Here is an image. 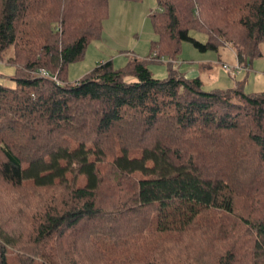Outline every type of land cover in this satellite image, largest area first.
<instances>
[{"label":"trees","instance_id":"obj_1","mask_svg":"<svg viewBox=\"0 0 264 264\" xmlns=\"http://www.w3.org/2000/svg\"><path fill=\"white\" fill-rule=\"evenodd\" d=\"M155 1L146 56L69 81L107 0H0V264H264V90L146 66L185 41L248 68L264 0Z\"/></svg>","mask_w":264,"mask_h":264},{"label":"rangeland","instance_id":"obj_2","mask_svg":"<svg viewBox=\"0 0 264 264\" xmlns=\"http://www.w3.org/2000/svg\"><path fill=\"white\" fill-rule=\"evenodd\" d=\"M155 9V0H107V15L102 22L100 38L91 40L88 43L80 59L68 63L65 69L66 79L69 81L77 79L99 61L113 59L111 62L117 67L123 65L128 56H146L150 51V43L156 38L150 22V14ZM191 35L195 34L191 32ZM195 36L198 40H203V36ZM221 46L223 47L217 49V53H220L219 57L221 60L227 62H222L221 64H226L229 67V72L235 71L236 73L242 69H247L244 74L230 75L234 81L227 77V73L222 68L217 73L219 74L217 80H214L209 72L211 66L203 72L202 66L199 67L201 63L199 58L204 53L210 54L212 57L215 55V59H212L214 65V63H218L216 50L207 49L201 51L185 41L181 42L175 59L167 58L166 55H161L159 58L152 57L148 58L146 66L152 76L160 78L167 73L166 62L169 61L172 64L171 62L173 61L171 60H175V67L179 63L178 71L180 68L183 69L185 65L186 68L193 67L192 69L195 73L189 71L186 75L195 77L194 74H196V77L201 81L203 89L214 88L216 85L219 86L217 88H224L229 86H226L227 84L236 82L235 80L243 79L242 89L245 92L264 90V46H262V54L253 57L248 68H245L236 56L235 61L232 59V51L230 50L232 48L229 44L221 43ZM9 54L10 49H7L4 52V57ZM236 64L237 66H235ZM14 68L15 65L13 63L0 60V83L8 86L14 85V80L11 78ZM212 72L214 73V70ZM221 77L224 80L228 79L225 85L218 84L221 81Z\"/></svg>","mask_w":264,"mask_h":264},{"label":"crops","instance_id":"obj_3","mask_svg":"<svg viewBox=\"0 0 264 264\" xmlns=\"http://www.w3.org/2000/svg\"><path fill=\"white\" fill-rule=\"evenodd\" d=\"M221 47H223V46H221ZM223 50V49H222ZM231 51H232V55H231V57H232V59L235 61V54H234V51L232 50V49H230ZM221 51V50H220ZM216 54H217V59H218V63H214V65H213V60L212 59H215V55H214V57H212L210 54H205L204 53V55L203 56H201L199 59L201 60V63H200V65H199V67H201L202 66V71L203 72H205V70L207 69V68H209L210 66H211V69L209 70V72H210V74L213 76V78H214V80H217L218 79V75L219 74H217L218 73V71H219V69L220 68H222L223 70H224V72H226L227 73V77H229V78H231L233 81H234V79L231 77V76H235V75H240V74H244V72L245 71H247L246 69H242V70H240L239 72H236L235 73V71L234 72H232V73H228L223 67H222V65H221V63L222 62H225V63H227L226 61H224V60H221L220 59V53H217V50H216ZM228 54V53H227ZM229 55H230V53H229ZM111 61H113V59L111 60ZM230 61V60H229ZM178 66H179V63L177 64V66H176V69L178 70ZM198 67V68H199ZM193 67H187L186 68V65L184 66V68L182 69V68H180V70H179V72L182 74V75H184L185 77H191V75H189V76H187L186 75V73H189V71L190 72H193V69H192ZM221 69V70H222ZM214 70V73L212 72ZM193 73H195V72H193ZM231 75V76H230ZM194 76H196V74H194ZM235 81H237V80H235ZM228 82V79L227 80H224V79H222V77H221V81H220V83H218L219 85H225L226 83ZM233 83V82H232ZM235 83V82H234ZM233 83V84H234ZM233 84H227L226 86H232ZM214 87V86H213ZM215 87H219L218 85H216Z\"/></svg>","mask_w":264,"mask_h":264},{"label":"built area","instance_id":"obj_4","mask_svg":"<svg viewBox=\"0 0 264 264\" xmlns=\"http://www.w3.org/2000/svg\"><path fill=\"white\" fill-rule=\"evenodd\" d=\"M171 61H173V62H171V63H172V65H173V67H174V66L176 65L175 62H174L175 60H171ZM222 66H223L225 69H227V70L229 69V67H228L226 64H222ZM235 66H237V64H236ZM37 72H38L40 75L48 76V77H50V78L56 80V77H55L53 74H49L48 71L45 70V69H43V68H39ZM230 72H232V71H230Z\"/></svg>","mask_w":264,"mask_h":264}]
</instances>
